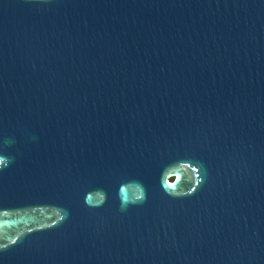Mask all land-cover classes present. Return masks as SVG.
Segmentation results:
<instances>
[{
	"label": "water",
	"instance_id": "water-1",
	"mask_svg": "<svg viewBox=\"0 0 264 264\" xmlns=\"http://www.w3.org/2000/svg\"><path fill=\"white\" fill-rule=\"evenodd\" d=\"M0 264H264V0H0Z\"/></svg>",
	"mask_w": 264,
	"mask_h": 264
}]
</instances>
